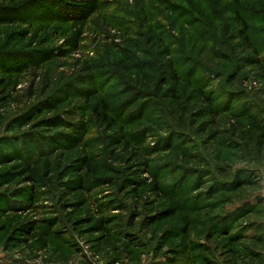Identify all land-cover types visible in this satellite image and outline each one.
Instances as JSON below:
<instances>
[{
	"label": "rangeland",
	"instance_id": "374dc122",
	"mask_svg": "<svg viewBox=\"0 0 264 264\" xmlns=\"http://www.w3.org/2000/svg\"><path fill=\"white\" fill-rule=\"evenodd\" d=\"M0 264H264V0H0Z\"/></svg>",
	"mask_w": 264,
	"mask_h": 264
},
{
	"label": "trees",
	"instance_id": "16d2710c",
	"mask_svg": "<svg viewBox=\"0 0 264 264\" xmlns=\"http://www.w3.org/2000/svg\"><path fill=\"white\" fill-rule=\"evenodd\" d=\"M237 22H239V24L241 25V29L239 31L240 37H242L245 41V44L252 46L251 41H250V26L248 25V23L246 22V20H244L240 15H238L237 17ZM173 78H177L175 77V75H173ZM178 80V78H177ZM179 81V80H178ZM175 96V95H174ZM213 93L212 94H207L204 95L205 99L209 102H215V97H213Z\"/></svg>",
	"mask_w": 264,
	"mask_h": 264
}]
</instances>
